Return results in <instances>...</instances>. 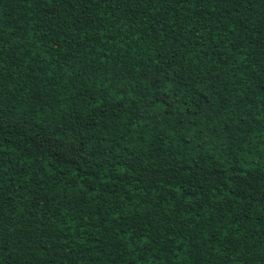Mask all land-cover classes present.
Instances as JSON below:
<instances>
[{"label":"trees","instance_id":"1","mask_svg":"<svg viewBox=\"0 0 264 264\" xmlns=\"http://www.w3.org/2000/svg\"><path fill=\"white\" fill-rule=\"evenodd\" d=\"M0 264H264V0H0Z\"/></svg>","mask_w":264,"mask_h":264},{"label":"snow or ice","instance_id":"2","mask_svg":"<svg viewBox=\"0 0 264 264\" xmlns=\"http://www.w3.org/2000/svg\"><path fill=\"white\" fill-rule=\"evenodd\" d=\"M154 86H156V87H162V85L161 84H159V83H157L156 85H154ZM168 91V89H165V92H167ZM145 242L147 243L148 242V240L146 239L145 240ZM173 243H175V241H172Z\"/></svg>","mask_w":264,"mask_h":264}]
</instances>
